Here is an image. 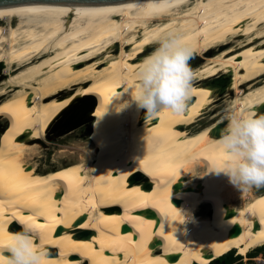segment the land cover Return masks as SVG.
<instances>
[{"label":"bare ground","instance_id":"bare-ground-1","mask_svg":"<svg viewBox=\"0 0 264 264\" xmlns=\"http://www.w3.org/2000/svg\"><path fill=\"white\" fill-rule=\"evenodd\" d=\"M170 32L203 59L186 110L142 119L123 106L127 93L108 103L135 89L136 69ZM227 91L214 121L186 128ZM93 98L87 161L30 164V144ZM233 105L264 114V0L0 6V248L20 222L46 264H210L263 246L264 187L240 191L210 170Z\"/></svg>","mask_w":264,"mask_h":264},{"label":"clouds","instance_id":"clouds-1","mask_svg":"<svg viewBox=\"0 0 264 264\" xmlns=\"http://www.w3.org/2000/svg\"><path fill=\"white\" fill-rule=\"evenodd\" d=\"M159 2L165 7H177L184 0ZM155 43L157 47L136 69L135 89L121 87L122 93L115 91L108 103L127 93L130 100H125L123 106L135 103L148 116L162 109L174 115L186 110L193 91L194 73L189 63L193 50L175 32L158 37ZM224 121L226 127L216 142L224 159L219 167L213 165L210 170L227 176L240 191L264 187V114L257 115L251 109L237 111L233 105L225 110ZM20 224L21 230L10 234L7 243L0 248V264H46L50 254L37 243L35 229L30 223Z\"/></svg>","mask_w":264,"mask_h":264},{"label":"rangeland","instance_id":"rangeland-1","mask_svg":"<svg viewBox=\"0 0 264 264\" xmlns=\"http://www.w3.org/2000/svg\"><path fill=\"white\" fill-rule=\"evenodd\" d=\"M201 61H203L202 57L197 55L192 56L189 61L191 68L198 65ZM232 95L231 91H227L219 96L215 95L211 103L212 105H209L195 123L186 128L188 130H195L199 126H204L213 119L215 120L216 116L214 114L231 100ZM94 101L95 99L93 98L77 103L47 129L42 139L32 142L30 146L35 150L29 163L36 164L39 168L52 169L82 159V162H86L88 157L85 152L91 149L93 144L91 134L94 128V115H92L91 109L94 106ZM145 115L147 114L143 110L141 118L143 119ZM88 118H91V120ZM6 124L5 120L0 119V133ZM142 179L147 178L144 176ZM234 252L236 253L235 249ZM249 253L245 256L237 255L244 258L248 257ZM257 256H260V259H264V252H262V256L260 253H257ZM246 262L248 264V260ZM253 264H257V261H254Z\"/></svg>","mask_w":264,"mask_h":264},{"label":"flooded vegetation","instance_id":"flooded-vegetation-1","mask_svg":"<svg viewBox=\"0 0 264 264\" xmlns=\"http://www.w3.org/2000/svg\"><path fill=\"white\" fill-rule=\"evenodd\" d=\"M262 252H264V245L251 251L248 257L242 258L232 249L228 254L213 259L210 264H247L246 260H248V264H253L254 261H257V264H264V259H260L261 257L257 256V253L262 256Z\"/></svg>","mask_w":264,"mask_h":264},{"label":"water","instance_id":"water-1","mask_svg":"<svg viewBox=\"0 0 264 264\" xmlns=\"http://www.w3.org/2000/svg\"><path fill=\"white\" fill-rule=\"evenodd\" d=\"M125 1H138V0H0V6L13 5V4H24V3L98 4V3L125 2ZM220 85H222V83ZM88 119L91 120V118H88Z\"/></svg>","mask_w":264,"mask_h":264},{"label":"trees","instance_id":"trees-1","mask_svg":"<svg viewBox=\"0 0 264 264\" xmlns=\"http://www.w3.org/2000/svg\"><path fill=\"white\" fill-rule=\"evenodd\" d=\"M228 254V253H227Z\"/></svg>","mask_w":264,"mask_h":264}]
</instances>
